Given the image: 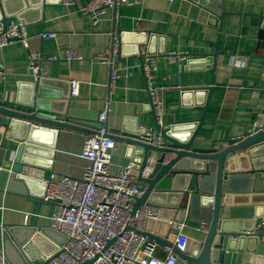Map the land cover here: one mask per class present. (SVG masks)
<instances>
[{
    "label": "crops",
    "instance_id": "crops-1",
    "mask_svg": "<svg viewBox=\"0 0 264 264\" xmlns=\"http://www.w3.org/2000/svg\"><path fill=\"white\" fill-rule=\"evenodd\" d=\"M38 1L32 0L36 5L24 10V19L12 15L6 20L24 21L31 36V47L43 56L41 73L52 81L49 90L56 92L59 98L62 94L69 95L70 107L95 126L99 122L97 114L111 100L106 120L109 128L123 125L130 130L154 128L150 84L162 89L164 124L199 122L194 144L198 148L223 149L233 138L249 133L258 113L264 112V0H222L226 14L221 32L180 13L181 8L175 9L172 0H126L117 9L108 8L97 22L89 15L79 13L74 6L58 2L38 5ZM79 1L85 3L88 0ZM10 2L7 5L12 6L13 11L17 9L15 3H20L18 0ZM115 24L124 30L147 31L154 35L150 46L153 52L145 53L143 63L134 55L135 41L126 43L121 56L111 54V63L95 60L97 54L109 50L113 35H117ZM44 31L56 32V36L42 39L39 33ZM219 33L215 80L212 82L210 68L199 60L204 53L215 50L214 42ZM68 49L75 50L80 58L67 59ZM0 64L4 70L0 80V100L27 99L35 76L29 68L28 49L23 42L16 40L0 48ZM112 70L117 77L110 90L108 83ZM72 79L80 82L77 95L71 94ZM208 86H211L209 96L202 89ZM116 141L113 172L132 161L127 156V143ZM151 155L155 156V153ZM64 162L73 175L81 174L82 162ZM143 178L146 176L139 175L137 180L144 195L148 184ZM145 201L149 202L148 199ZM0 208L4 212V221L47 226L55 205L3 190L0 191ZM189 208V204L182 206L173 221L187 222L185 232L190 243L191 238L201 240L206 237L208 222L193 217ZM165 209L169 213L170 208ZM27 212L31 215L26 220ZM203 224L206 229H201ZM153 229L165 240L174 233L172 226L171 231ZM160 244L157 252L164 255L163 244ZM34 264H45V260L38 258ZM177 264L191 263L178 256Z\"/></svg>",
    "mask_w": 264,
    "mask_h": 264
},
{
    "label": "water",
    "instance_id": "water-1",
    "mask_svg": "<svg viewBox=\"0 0 264 264\" xmlns=\"http://www.w3.org/2000/svg\"><path fill=\"white\" fill-rule=\"evenodd\" d=\"M10 1L0 0V21L12 15L24 19V10L36 5L32 0H18L20 3H15L17 9L13 11L7 5ZM58 1L39 0L38 5ZM172 5L181 8L180 13L221 32L226 14L222 0H172ZM115 32L119 40L118 56L131 41L136 42L134 55L142 63L145 53L152 54L154 35L150 32L124 30L116 24ZM219 41L220 33L214 42L215 50L204 53L199 60L210 68L212 82ZM38 74L27 99L0 100V191L15 192L42 203L45 201L41 179L45 172L55 170L73 175L64 161L89 164L80 154L86 138L98 133L102 123L95 126L83 120V115L70 107L69 95L62 94L59 98L49 90L51 79ZM202 89L209 96L211 86ZM154 128L162 133L164 146L143 140L140 134L146 128L130 130L123 125L109 129L110 136L127 143V156L141 164V175L154 157L152 171L143 178L148 184L145 193L133 204V211L146 199L159 206V218L149 220L143 234L172 246L174 233L165 240L153 228L171 231V221L182 206L189 204L192 216L208 222V229L204 239L191 238L187 251L176 249L180 257L191 264H264V233L249 234L256 219L264 216V124L238 139L233 138L221 150L194 145L199 132L196 121L165 128L155 120ZM153 152L155 156L151 155ZM166 207L170 208L169 213ZM3 213L0 208V264L46 260L67 241L65 234L50 225L15 224L4 221Z\"/></svg>",
    "mask_w": 264,
    "mask_h": 264
},
{
    "label": "built area",
    "instance_id": "built-area-1",
    "mask_svg": "<svg viewBox=\"0 0 264 264\" xmlns=\"http://www.w3.org/2000/svg\"><path fill=\"white\" fill-rule=\"evenodd\" d=\"M126 0H59L58 3L74 6L81 14H87L97 22L108 8L117 9ZM56 36V32L39 33L42 39ZM31 36L28 34L24 21L5 20L0 22V48L9 46L20 40L28 49L29 68L35 78L41 72L42 54L31 47ZM119 51L118 35H113V42L106 52L97 54L98 61L111 63V54ZM175 55V54H171ZM176 56V55H175ZM66 57L69 60L79 59L77 52L68 49ZM149 77L147 68L145 70ZM3 67L0 64V80L3 77ZM109 79V89L113 90L117 74L112 70ZM71 94L79 93V80H70ZM149 99L156 122L163 123L162 89L149 85ZM111 108L108 100L105 109L97 114L102 123L98 133L89 135L80 156L90 161L83 166L79 176L59 173L50 170L41 179L44 185L42 199L52 202L55 208L49 215L50 226L67 236V241L59 250L45 260V264H84L93 259V264H177L178 252H185L189 245V236L185 232L187 222L176 220L171 222L176 235L173 245L163 244L164 255H159L161 245L155 239L143 234L149 220H157L159 206L152 202H144L135 211L133 204L143 195V188L137 178L141 175V164L130 161L121 165L117 171H112L113 153L117 146L115 138L109 135L106 124ZM264 124V112H259L253 124V129ZM252 129V131H253ZM140 137L157 146H164L166 141L162 133L155 128H149ZM235 137L234 139H238ZM154 158H150L142 175L148 176L153 168ZM30 213L25 214L26 220ZM255 228L247 233H264V216L260 217ZM206 224L201 229H206ZM206 231V230H205Z\"/></svg>",
    "mask_w": 264,
    "mask_h": 264
}]
</instances>
